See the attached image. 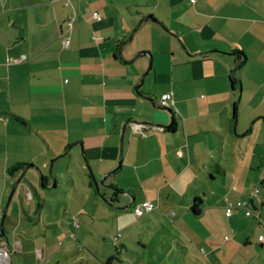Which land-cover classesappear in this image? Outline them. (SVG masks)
<instances>
[{
	"label": "crops",
	"instance_id": "1",
	"mask_svg": "<svg viewBox=\"0 0 264 264\" xmlns=\"http://www.w3.org/2000/svg\"><path fill=\"white\" fill-rule=\"evenodd\" d=\"M88 169L155 209L127 221ZM0 172L11 264H264V0H0ZM239 200L251 215L227 218ZM141 225L150 241L127 236Z\"/></svg>",
	"mask_w": 264,
	"mask_h": 264
},
{
	"label": "rangeland",
	"instance_id": "2",
	"mask_svg": "<svg viewBox=\"0 0 264 264\" xmlns=\"http://www.w3.org/2000/svg\"><path fill=\"white\" fill-rule=\"evenodd\" d=\"M238 108V107H237ZM118 165V164H117ZM1 173V172H0ZM9 175L7 176V180H10L9 179ZM76 178L77 179H79V176L78 175H76ZM30 179H31V176H30ZM119 179H121L120 177H119ZM0 180H5V178L3 177V175H1L0 176ZM16 180V179H15ZM121 180H123V179H121ZM78 181V180H77ZM120 182V180H115L114 181V183L115 182ZM109 182H110V180H109ZM125 183H128V181H126V180H124V182H120V185H123V186H119L118 185V187L119 188H125L126 186V184ZM102 186V185H101ZM101 186H98V188H100V190H105V188H103V187H101ZM1 189H2V183L0 182V191H1ZM108 192H110L109 190H107ZM100 192V191H99ZM137 192H139V190H137ZM112 193V192H111ZM74 195V194H73ZM111 195V194H110ZM123 194H119L118 195V203H119V206L117 207V208H119L118 209V211H116V213H118V214H120V215H122V214H126L128 217L126 218L127 219V221H130L131 219H136V217H135V215L133 214V211L130 209V208H127V209H123V199L121 200H119V197H121ZM92 198H96L97 200H99V202H103L102 201V199H101V197L100 196H98L97 195V193L94 191V194H93V196H92ZM76 199V200H75ZM74 200H73V202H74V204H76L77 206L81 203V204H83V202H82V199L81 198H75ZM77 202V203H76ZM87 207H88V210H90L89 209V207H90V204H87ZM101 214L102 215H104V216H111V214L109 215L108 213H105V214H103L102 212H101ZM102 215H100L99 217H102ZM120 222H122V219H120ZM110 225H111V223L109 222V223H107V225H105V226H102V228H100L101 230V235H102V237L103 238H108V240L110 241V243L112 244L113 243V241H112V235L114 234V233H112L111 232V228H110ZM117 225V224H116ZM139 229H137V230H134L133 232H129L128 234H127V236H131V240H136V239H139V237L140 238H142L143 239V241H145V242H147V241H150L149 240V238H148V236H149V234L147 233V231H145V230H142V232L140 231L143 227H142V225L141 226H139L138 227ZM140 231V232H139ZM134 232H136V233H134ZM116 233V232H115ZM133 233H134V236H133ZM83 235L85 236V238H89V240H90V235L89 234H86L85 232L83 233ZM115 235V234H114ZM117 235V234H116ZM135 237V238H134ZM162 237H163V239L162 240H159L160 242H165V243H168V245L170 246V244L172 243V240H170V238H168V234L167 233H164L163 235H162ZM96 238H97V241H98V236H96ZM137 242H138V240H136ZM94 242V241H93ZM137 242H134L133 241V243L132 242H129L128 243V253H126V258H127V260H128V262H129V259H130V257H132V255H131V253L130 252H139V253H141V255L143 256V260L141 261L142 263L144 262V263H146V257L147 256H149L150 255V252H148L147 250H142V248L141 247H139L138 245H137ZM170 243V244H169ZM112 245H114V243L112 244ZM97 246H99L100 248H105V246L104 245H100V244H98ZM115 246V245H114ZM94 247V246H93ZM93 247L92 248H88V250H87V248H85L84 247V245H83V248H81V250L80 251H82L80 254H82V255H84V254H86V252H89V251H94L93 250ZM156 248L158 249V250H160L159 249V247H158V245H156ZM174 250H179V249H177V246H176V244L174 243V246L172 247ZM101 251H103V252H106V253H111V250H106V249H101ZM152 251H154L155 252V249L154 248H152ZM153 252V253H154ZM160 252H161V255L162 256H165V254H166V251H161L160 250ZM89 253H91V252H89ZM79 254V255H80ZM115 255V252H114V254H113V256ZM15 257H17L16 255H15ZM133 262H134V264H139L138 263V261L134 258L133 259Z\"/></svg>",
	"mask_w": 264,
	"mask_h": 264
},
{
	"label": "built area",
	"instance_id": "3",
	"mask_svg": "<svg viewBox=\"0 0 264 264\" xmlns=\"http://www.w3.org/2000/svg\"><path fill=\"white\" fill-rule=\"evenodd\" d=\"M91 15H92V18L94 20L99 21L101 19L100 15L96 12L92 13ZM69 27H71V23H69ZM68 44H69L68 39H65L62 41L63 47H67ZM170 99H171L170 94H166V95L161 96L160 97L161 107L167 108L168 102ZM133 126L135 129H137V131H139V133H142L143 127H146L145 125H142V124H133ZM257 192L258 191L256 189H254L252 192V195H256ZM154 209H155V206L151 202L144 201V202L136 205L134 207L133 212H134V215L136 217H141L145 213L150 212ZM239 209L245 210V216L248 217L251 215V211L247 207V201H244V200H239L235 203L227 202V204L225 206V210H224V215L227 218H229L232 216V214L235 210H239ZM119 237H120V234H117V235L112 237V240L114 241V245L117 244V240ZM257 242L264 245V235H259L257 237ZM0 264H11V258H10L9 251L7 249V245H6L5 241H3L1 239H0Z\"/></svg>",
	"mask_w": 264,
	"mask_h": 264
},
{
	"label": "trees",
	"instance_id": "4",
	"mask_svg": "<svg viewBox=\"0 0 264 264\" xmlns=\"http://www.w3.org/2000/svg\"><path fill=\"white\" fill-rule=\"evenodd\" d=\"M229 54L233 57L234 61L236 62L235 70H237L240 67L241 58L242 57L244 58V54L242 52L238 51V50H231L229 52ZM230 82L234 86L235 85L234 82L239 83V79L236 76H233V78L230 79ZM235 118H236V105H235V109H234V119ZM17 119L18 118H16V120ZM175 127H176V123H175V121H172L171 124L166 127V129L168 130V132H173ZM30 167H31L30 164L18 163V164H15L14 166L10 167L8 170H6V172L11 175L14 172H19V171H23L24 172ZM90 185H91V183H90ZM111 188H112V191H113L112 196H117L118 197V195L123 192L122 189H119L115 185H111ZM112 196H111V198H112ZM196 203H199V200H196ZM190 212H191V214L193 216H196L197 212H198L197 211V206L194 205L193 208H191ZM116 246H117V244L115 245V247ZM113 259H115V258H113Z\"/></svg>",
	"mask_w": 264,
	"mask_h": 264
},
{
	"label": "water",
	"instance_id": "5",
	"mask_svg": "<svg viewBox=\"0 0 264 264\" xmlns=\"http://www.w3.org/2000/svg\"><path fill=\"white\" fill-rule=\"evenodd\" d=\"M149 58H150V57H149ZM239 90H240V85H239ZM238 101H239V98H238ZM238 101H237V102H238ZM161 109L164 110V111H166V112H168V111H167L166 109H164V108H161ZM235 122H236V121H235ZM250 127H251V126H250ZM233 131H235V123H234ZM88 171H89V175H90L91 178H92L93 186H94V189H95V192L97 193V195L101 197V199L103 200V202H104L105 204L109 205V206L112 207V208L119 209V208H117V207L115 206L116 203L118 202V198H117V196H112V198L107 199L104 195H102V194L99 192V188H98L99 184H98V182H97V181L95 180V178L93 177L92 172H91L89 169H88ZM108 175H109V174H108ZM108 175H106V176H104V177L102 178V180L100 181V184H104V183H105L106 178H107ZM105 186L107 187V185H105ZM18 187H21L20 180L17 181L16 184L14 185V187H13V189H12V191H11V194H10V196L8 197V201L11 199L13 193L16 191V189H17ZM110 189L112 190V188H110ZM121 194H123V193H121ZM130 206H131V202H130L127 206H124L123 209H127V208H129ZM2 236H3V234L0 233V237H2Z\"/></svg>",
	"mask_w": 264,
	"mask_h": 264
}]
</instances>
